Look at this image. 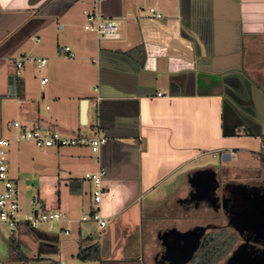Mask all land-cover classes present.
<instances>
[{
  "label": "crops",
  "instance_id": "obj_1",
  "mask_svg": "<svg viewBox=\"0 0 264 264\" xmlns=\"http://www.w3.org/2000/svg\"><path fill=\"white\" fill-rule=\"evenodd\" d=\"M92 4L0 0V136L9 113L16 111L19 118L13 121L26 127L106 138L97 154L87 146L49 148L55 158L49 168L57 171L51 182L56 190L41 199L44 208L60 210L78 225L76 216L93 209L84 174L103 170L100 211L106 226L88 221L82 234L73 225L77 238L67 240L68 252L56 234L23 229L18 235L33 233L37 238L26 241L37 251L29 261L157 264L153 257L165 224H175L179 215L180 227L186 229L187 201L195 191L192 179L198 180L197 186L211 174L214 188L245 181L250 189L254 179L264 176V0H102L100 12L119 22L120 38L97 40L80 24L66 45L74 59H67L64 67L55 62L47 81L39 80L42 90L36 96L29 78H18L10 61L18 50L20 56H30L22 54L30 36L42 43L34 57L59 59L64 46L58 44V33L66 24L73 32L77 18L83 25L82 10ZM149 8L161 18L152 17ZM51 79L54 84L44 90ZM38 100L47 101V114L39 112ZM50 102L56 103V112ZM225 152L233 163L221 160ZM217 159L221 161L214 163ZM227 170L231 174L225 178L221 173L227 175ZM11 174L23 199L19 177ZM96 232L100 239L123 241L125 249L103 261L100 239L93 241ZM93 245L99 248V260L76 258L79 249ZM41 253L59 257L51 260Z\"/></svg>",
  "mask_w": 264,
  "mask_h": 264
},
{
  "label": "rangeland",
  "instance_id": "obj_2",
  "mask_svg": "<svg viewBox=\"0 0 264 264\" xmlns=\"http://www.w3.org/2000/svg\"><path fill=\"white\" fill-rule=\"evenodd\" d=\"M76 7H78V5ZM80 24L82 26V20H80L79 18L74 19L73 21L74 31L73 32H70V29L68 28V25L66 24L65 29L58 33V44L60 47H63L69 44V38L73 37V33H76L75 31L79 28ZM56 27L57 25L55 24V29ZM30 37L26 38V41H25L26 48L22 54L29 52L30 54L28 53L27 55H30V56L28 57L38 56L39 50H41L42 43L33 42ZM47 39H48V36L46 35V40ZM50 39H53L51 34H50ZM100 43L101 45H111L112 42L101 41ZM20 51L18 50L16 55L13 57V59L24 56V55H21V56L19 55ZM58 57L60 58L54 61L53 58L46 56L45 58L47 59V64L41 69L36 68L30 62H26L23 64L21 68H19L20 75L17 77L18 78L23 77V76L28 77L30 88L33 90L32 93L40 97L41 95L40 92L42 90L39 84L40 78L42 76L44 77L48 76L47 74L50 73V68L51 66L53 67V64H55V62L58 64V67H64L65 65H67L66 63H68L67 59L68 60L70 59V58H65L63 55H59ZM13 59L10 61L11 64H14L15 62ZM71 59H74V58H71ZM53 82L51 79L50 82L47 83V85L44 87V90L49 85L54 84ZM46 102H47L46 100L44 102L42 100L39 101L38 106H39L40 113L47 114V112L44 110V106L45 104H47ZM48 104L49 106L52 107V110H53L52 112L57 111L56 103L50 102ZM11 109H12V106H11ZM16 114H17L16 111H13V114L9 113L8 119H7L9 123L6 125V128L3 129L2 131V135L4 137H10L11 135L15 134L14 129L10 125L13 119L19 118V116L17 117ZM65 118H69V114L67 112H65ZM87 134L91 136V133H87ZM51 149H56V148H51ZM48 151H49V148L39 149L31 145L29 146V145H24V144H21L20 146H18L17 151L15 150V148L12 149V155L10 158V173H13L14 175H18L19 177L18 178L19 184L23 191L21 193L24 196L22 197L23 198L22 202L24 204L26 211H30L34 207V204L30 202L31 197L37 194L41 202L42 197L44 196L47 197L48 195H51V193L56 190V187L52 185L51 182L53 180L56 181L55 176H53V174L54 172L56 173L57 171L55 170V167L53 166H52L53 169L49 168V166H51L52 163L55 162V158H54V155L53 154L50 155V152ZM219 161L221 160L217 159L215 160L214 163H218ZM234 161H235L234 159L229 160V162L231 163H233ZM230 171L231 170H227V175H225L223 172L221 174L224 175L225 178L226 177L228 178V175L231 174ZM210 175L211 174L206 175V179H205L206 182H204V180H201L202 182L197 184V186L195 185V183H197L198 180L192 179V187L195 186V191L191 195V198H190L191 201H187V202H190L191 204L187 206V223L186 225H184L186 226V229H182L183 224L181 225V219L179 215H176L175 224H172L170 227H167V225L165 224V221L162 222L163 224H165V227L164 229H161V241H160V244L158 243L156 246L153 260L157 259L159 251L166 249L164 248L165 247L164 245H167L169 247L168 255L173 254L174 255L173 258L175 259L176 262L179 263L181 260L187 258L191 254L195 243L197 242V240L200 241L201 236H203L207 230H215L218 226H221V225L228 227L227 231L231 234L233 233L230 230L232 227L234 228L238 227V229H240L243 232H248L249 228L257 229L258 224L261 225L262 228H264V218H261V214H263V211H264V176L262 174L259 177L261 180L254 179V181L252 182L251 185L254 186L253 187L254 189L245 188L247 184H250V182H245V181L241 182V184H238L237 186L233 185L234 191L236 189L237 190H236V194L232 200L231 206L228 209V211L225 210L226 208H225L224 203L222 202L221 196L219 197V187L217 186L214 188V186H212L209 183L210 181H212ZM219 186H221V184H219ZM260 188L262 190L260 192L259 197H255L258 194L257 191H260ZM81 216L79 214L76 217L79 218ZM225 223L227 225H225ZM77 224L78 225L73 224V223L64 224V227L69 228V232H71V234L69 233L70 234L69 236H66L63 233H58V231H54V230L51 231L49 230L48 226L45 224L40 225L39 228L43 229L45 232L49 234H57L59 237V240L63 241L62 243L65 245L63 246L64 250L68 252L69 249H68L67 240L77 238L76 237L77 232L75 229L72 230V226L76 225V226L81 227V232L82 234H84L86 233L88 229L86 226L89 225L88 222H78ZM99 234L98 232L95 233L93 237L94 242L99 241L101 237V235ZM232 235L235 237V234H232ZM263 236H264V233H263ZM257 237L258 235H256V238ZM14 239L17 241L19 240L20 251L26 257H28L29 255H32L35 257L37 255L36 250L33 252L30 250L31 243L26 242L28 240L29 241L31 240V242H34V240H37L36 236L33 233H30L29 235L27 234L25 238L24 237L19 238V235L15 234ZM115 239L117 238L115 237ZM181 239L184 240L182 242L183 245L179 249H176L177 245L182 244V243H179L181 242ZM177 241H179L178 242L179 244H176ZM256 241H257L256 243L255 241L254 243H249L245 248L253 247V245L258 244L257 246H254V249L252 250L255 252L256 249L259 248L258 249L259 252L254 253L255 255L254 264H264V237H258ZM41 242L42 244H45L44 241H41ZM99 245L102 248L100 256L103 261L105 260V258H109L108 256L119 254L120 250L125 249L123 241L121 240L113 241V239H109V238L105 239L103 237L100 239ZM237 245H238V239L235 237L233 246L229 250L227 255H225V257H222L220 260L214 262L213 264H223L226 257L230 254V252H232L234 248H236ZM124 253L125 252H123V254ZM42 256H48V258H50L51 260H58V257H59L58 253L47 254V255H44L41 253L40 257ZM65 257L67 256L64 255V258ZM14 258L15 257L12 254V251L9 247V235H8L7 229L5 226L0 224V264H50V260H45V259H39L38 261H29V260L18 261L17 259H14ZM164 258L159 259L157 263L158 264H168L167 260H165ZM90 263L97 264L98 262H90ZM104 263L105 262H103V264Z\"/></svg>",
  "mask_w": 264,
  "mask_h": 264
},
{
  "label": "built area",
  "instance_id": "obj_3",
  "mask_svg": "<svg viewBox=\"0 0 264 264\" xmlns=\"http://www.w3.org/2000/svg\"><path fill=\"white\" fill-rule=\"evenodd\" d=\"M101 1L93 0L90 7L82 10L84 19L82 28L92 33L97 40H117L120 38L119 22L104 16L100 12L99 4ZM149 13L155 19L161 18V14L156 12L154 8H149ZM59 55H63L65 58L74 57L68 46L61 48ZM26 62H30L36 68L41 69L47 64V59L26 56L17 58L14 62L16 75L20 74L19 68ZM46 81V77L40 79L41 84ZM10 126L14 129L15 134L10 137L0 136V224L6 227L9 239L14 238V235L23 229L37 230L49 234L39 228L42 224L47 225L51 231L54 230L67 235L69 228L64 227V224H69L72 220L60 210L44 208L37 194L31 197L30 200L34 207L30 211L25 210L17 179L10 173L12 148L18 147L22 143H28L39 149L87 146L92 153L97 154L100 146L106 142V138L100 135L80 134L68 137L61 135L55 129L42 128L39 125L26 127L17 121H13ZM104 174L103 170L84 174L83 178L89 181L91 186L90 194L93 209L90 213L82 215L78 220L79 222H95L99 228L106 226V219L100 211V203L105 190L102 184Z\"/></svg>",
  "mask_w": 264,
  "mask_h": 264
},
{
  "label": "trees",
  "instance_id": "obj_4",
  "mask_svg": "<svg viewBox=\"0 0 264 264\" xmlns=\"http://www.w3.org/2000/svg\"><path fill=\"white\" fill-rule=\"evenodd\" d=\"M264 162V154L262 155ZM235 237L227 230L219 228V230H211L204 234L199 241L197 250L188 264H213L214 262L225 257L233 246ZM9 247L14 255V259L18 261L30 260L20 251L19 241L13 237L9 239ZM76 258L81 261L99 260V248L97 245L79 249Z\"/></svg>",
  "mask_w": 264,
  "mask_h": 264
},
{
  "label": "flooded vegetation",
  "instance_id": "obj_5",
  "mask_svg": "<svg viewBox=\"0 0 264 264\" xmlns=\"http://www.w3.org/2000/svg\"><path fill=\"white\" fill-rule=\"evenodd\" d=\"M233 187H234L233 185H230L227 182H225V183L223 182L222 185L219 186V197L221 196V199H222V202L225 205V208H226L225 210L226 211H228V209L230 208L232 200H233V198H234V196L236 194V190L237 189L234 191ZM249 187H250V189H254L253 185H249ZM261 190L262 189L260 188V191H257L258 194L255 197H259ZM261 218H264V211H263V214H261ZM225 225H227V224L225 223ZM219 228H221L223 230H227L228 229V227H225L224 225L218 226L216 229H219ZM263 229L264 228H262V226L259 225V224H258L257 229L251 228V230L248 231V232H243L240 229H238V227L237 228L232 227L230 230L233 232L232 234H235V237L238 239V245L226 257V259H225L223 264H232L233 263L232 262V257L233 256H234V258H238L237 261L234 262L233 264H254V260H255L254 259V256H255L254 253L255 252L256 253L259 252V250H258L259 248H257L255 252L252 251V250L254 249V246H257L258 244L257 245H253V247H249V248L248 247L245 248V247L249 243H254V241L256 243L257 242L256 239L258 237H264L263 236V233H264ZM209 231H211V230H207L204 234H207ZM256 235H258L257 238H256ZM182 242L183 241H181L179 243H182ZM177 243H178V241H177ZM244 244L246 245V246H244V252H241V254H240L239 250H241L242 245H244ZM182 245H183V243L177 245L176 249H179L180 247H182ZM164 246H165L164 248H166V249L159 251V254H158L157 259H156L157 262H158L159 259H162L164 257H166L164 259L167 260V262H168V258H170L172 256L171 254L168 255L169 247L167 245H164ZM196 250H197V248H196ZM195 251L193 250V253H195ZM237 252H239V254L238 255L237 254L234 255ZM193 253H192L191 257H193V255H194ZM240 256H241V258H240ZM157 262H155V263H157ZM167 262H165V263H167ZM186 264H188V262Z\"/></svg>",
  "mask_w": 264,
  "mask_h": 264
},
{
  "label": "water",
  "instance_id": "obj_6",
  "mask_svg": "<svg viewBox=\"0 0 264 264\" xmlns=\"http://www.w3.org/2000/svg\"><path fill=\"white\" fill-rule=\"evenodd\" d=\"M13 88H14V87H13ZM85 111H86V100H82L81 103H80V121H81V123H83V124L85 123ZM221 160H222V161H229V160H231V155H230V153H228V152L223 153L222 156H221ZM204 229H205V228H204ZM250 230H251V228H249L248 231H250ZM201 237H202V236H201ZM186 240H187V239H186ZM181 241H184V240L181 239ZM178 242H179V241H178ZM177 244H178V243H177ZM198 245H199V241L197 240V242L195 243V245H194V247H193V250H194V251L196 250V248H197ZM244 246H246V245L244 244ZM244 246L242 245L241 250H239L240 254H241V252H244ZM239 252L235 253L234 255H236V254L238 255ZM192 253H193V251L191 252V254H190L187 258L181 260L179 263L175 261V259L173 258L174 255L171 254L172 256H171L170 258H168V264H186V263L190 260ZM240 258H241V256H240ZM237 259H238V258H234V256H233V257H232V262H233V263L236 262ZM233 263H232V264H233ZM157 264H158V263H157Z\"/></svg>",
  "mask_w": 264,
  "mask_h": 264
}]
</instances>
